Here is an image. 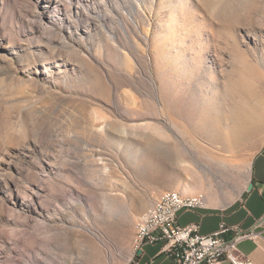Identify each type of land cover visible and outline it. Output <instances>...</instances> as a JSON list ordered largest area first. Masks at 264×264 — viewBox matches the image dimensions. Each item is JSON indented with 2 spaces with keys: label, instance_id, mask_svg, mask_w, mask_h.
I'll list each match as a JSON object with an SVG mask.
<instances>
[{
  "label": "rangeland",
  "instance_id": "1",
  "mask_svg": "<svg viewBox=\"0 0 264 264\" xmlns=\"http://www.w3.org/2000/svg\"><path fill=\"white\" fill-rule=\"evenodd\" d=\"M263 146L264 0H0V264H127Z\"/></svg>",
  "mask_w": 264,
  "mask_h": 264
},
{
  "label": "built area",
  "instance_id": "2",
  "mask_svg": "<svg viewBox=\"0 0 264 264\" xmlns=\"http://www.w3.org/2000/svg\"><path fill=\"white\" fill-rule=\"evenodd\" d=\"M207 206L204 194L201 200L183 202L174 197L160 194L148 209V217H141L136 224L133 238V258L143 252L146 244L154 245L166 241L163 247L169 253L170 264H253L240 249L242 240L257 238L252 232L237 231L232 238L226 234L231 230L222 225L220 230L211 235H202L198 224L181 227L177 224L178 213L203 209Z\"/></svg>",
  "mask_w": 264,
  "mask_h": 264
},
{
  "label": "crops",
  "instance_id": "3",
  "mask_svg": "<svg viewBox=\"0 0 264 264\" xmlns=\"http://www.w3.org/2000/svg\"><path fill=\"white\" fill-rule=\"evenodd\" d=\"M250 183L253 184L250 192L247 191L248 183L239 196L227 203H219L217 196L210 193L206 196L205 208L179 212L177 224L181 227L198 224L202 235H211L222 225L231 229L227 238H232L237 231L257 234L255 240L240 241L239 249L253 264H264V146L253 159ZM165 244L166 241L146 244L143 252L127 264H170L169 253L163 250Z\"/></svg>",
  "mask_w": 264,
  "mask_h": 264
},
{
  "label": "bare ground",
  "instance_id": "4",
  "mask_svg": "<svg viewBox=\"0 0 264 264\" xmlns=\"http://www.w3.org/2000/svg\"><path fill=\"white\" fill-rule=\"evenodd\" d=\"M165 195H169L171 197H174L175 200L183 201V202H194L201 200L202 196L204 194L200 195H183L177 191H167L165 192ZM143 217H148V212L143 216Z\"/></svg>",
  "mask_w": 264,
  "mask_h": 264
},
{
  "label": "water",
  "instance_id": "5",
  "mask_svg": "<svg viewBox=\"0 0 264 264\" xmlns=\"http://www.w3.org/2000/svg\"><path fill=\"white\" fill-rule=\"evenodd\" d=\"M253 189V184L252 183H249L248 187H247V191H251Z\"/></svg>",
  "mask_w": 264,
  "mask_h": 264
}]
</instances>
